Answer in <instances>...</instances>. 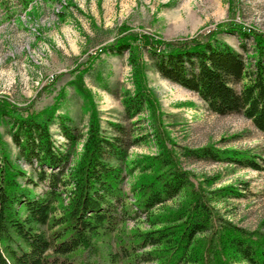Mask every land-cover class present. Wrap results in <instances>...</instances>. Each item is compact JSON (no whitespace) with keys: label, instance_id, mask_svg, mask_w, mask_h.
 <instances>
[{"label":"rangeland","instance_id":"obj_1","mask_svg":"<svg viewBox=\"0 0 264 264\" xmlns=\"http://www.w3.org/2000/svg\"><path fill=\"white\" fill-rule=\"evenodd\" d=\"M231 22L264 33V0H0V101L28 106L24 114H51L48 130L60 150L68 146L60 124L74 128L81 139L72 149L71 165L82 153L90 122L108 139L116 134L113 124L124 126L138 138L119 163L126 204L133 201L132 188L146 182L160 166L155 163L145 170L139 162L149 157L159 162L168 156L188 174L189 186L206 198L215 225L219 217L245 230L264 232V133L241 114L211 111L197 93L161 77L150 65L145 40L134 38L201 37L218 24ZM121 36L134 48L135 67L129 50L113 47ZM215 36L247 63L257 58L251 36L223 30ZM137 84L147 100L139 114L126 118L123 100L136 91ZM10 124L8 116L0 119L3 149L36 179L38 167L18 156ZM204 148L222 156L232 151L251 154L258 169L184 155L186 150ZM45 186L46 182H39L35 190ZM225 188L240 195L215 193ZM189 193V188L184 189L151 209L150 220L180 210L190 200ZM149 222L141 214L119 228L143 231L153 227ZM206 235H198L197 240L204 242Z\"/></svg>","mask_w":264,"mask_h":264},{"label":"trees","instance_id":"obj_2","mask_svg":"<svg viewBox=\"0 0 264 264\" xmlns=\"http://www.w3.org/2000/svg\"><path fill=\"white\" fill-rule=\"evenodd\" d=\"M222 30L252 37L257 53L252 64L215 36ZM125 38L121 36L113 47L129 50L134 66V48ZM134 38L145 40L150 65L161 77L197 93L211 111L241 114L264 133V33L231 22L220 23L201 37ZM146 100L147 94L137 84L136 91L123 100L126 118L139 114ZM27 110L28 106L0 101V119H10L18 156L38 167L36 179L27 175L9 159L0 141V264H264V232L245 230L219 217L215 225L206 198L189 186L188 174L168 156L159 162H153L155 157L139 162L145 170L155 163L160 166L146 182L132 188L133 201L126 204L120 164L138 138L124 126L113 124L116 134L108 139L90 122L82 153L71 165L80 134L61 123L68 146L60 150L49 134L51 114H24ZM223 153L204 148L186 150L184 155L258 169L251 154ZM39 182L46 186L36 191ZM187 188L190 200L180 210L150 220L151 209ZM215 193L240 195L232 188ZM141 214L152 228L121 231L123 221ZM200 234L206 235L204 242L197 240Z\"/></svg>","mask_w":264,"mask_h":264}]
</instances>
